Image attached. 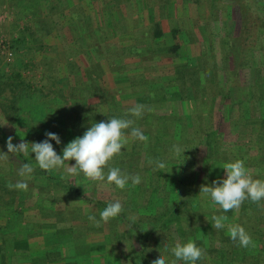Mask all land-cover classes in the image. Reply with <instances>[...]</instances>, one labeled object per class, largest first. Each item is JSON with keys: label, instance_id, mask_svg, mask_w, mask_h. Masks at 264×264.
I'll return each mask as SVG.
<instances>
[{"label": "trees", "instance_id": "trees-1", "mask_svg": "<svg viewBox=\"0 0 264 264\" xmlns=\"http://www.w3.org/2000/svg\"><path fill=\"white\" fill-rule=\"evenodd\" d=\"M1 5L12 10L18 28L7 42L16 63L0 62V154H8L0 161L1 264L9 241L21 242L17 236L34 239L39 229L44 236L42 227L65 228L69 218L90 229L95 224L89 215L100 220V212L117 200L124 211L109 222L124 230L120 245L114 246L110 232L94 235L108 246L101 250L106 264H152L159 254L170 264L171 248L189 240L206 251L196 264H264V200H245L238 211L224 212L200 195L202 185L226 179L220 162L243 160L253 179L264 180V0H0ZM136 104L152 111L133 117L129 109ZM113 117L133 119L148 137L141 142L129 134L113 162L139 174V185L121 190L94 182L85 194L57 170L39 168L31 143L43 142L45 133L60 137L61 144L50 142L63 156V148L92 124ZM9 136L14 145L29 143V155L8 153ZM174 146L184 153L176 154ZM235 152L241 154L236 160ZM157 160L165 169L156 168ZM25 163L35 169L26 181L29 193L9 189L25 179L18 175ZM132 189L138 197L129 200ZM61 192L67 197L60 198ZM213 215L228 216L225 228L213 227ZM237 224L254 248L230 239L227 226Z\"/></svg>", "mask_w": 264, "mask_h": 264}, {"label": "clouds", "instance_id": "clouds-1", "mask_svg": "<svg viewBox=\"0 0 264 264\" xmlns=\"http://www.w3.org/2000/svg\"><path fill=\"white\" fill-rule=\"evenodd\" d=\"M145 111H152L146 105L136 104L129 109L131 116L142 118ZM135 121L128 118H110L107 122L94 123L84 133L82 137H77L63 148V156L59 155L50 142L54 140L56 144H61L60 137L52 132L45 133L47 139L43 142L31 143V153H35V161L42 170H63L67 175H83L94 182H107L109 185H115L124 190L131 183L132 187L139 185L141 177L139 174L130 175L121 168L113 166L114 158L122 155V149H125L129 143V134L132 138L141 142H147L148 137L144 135L139 127H135ZM130 130V133H129ZM8 153H23L29 155V143L21 142L18 145L13 144V137L7 139ZM176 154H182L185 150L179 146H174ZM8 154H0V161H7ZM75 161L74 166H70L69 161ZM151 163V162H150ZM156 168L163 170L166 167L164 162L154 161ZM226 172V179H217L213 182L215 186H201L200 195L210 196L214 205H218L224 212L238 211L245 200H251L253 203H259L264 200V180L253 179L250 172L246 169L243 160L225 163L222 167ZM34 168L30 163H25L19 169L18 175L24 177V180L15 185L9 184V189H17L27 192V179H31ZM107 170V171H105ZM86 194V190H85ZM124 211L123 205L119 200L108 203L100 212V220L95 215H89L88 219L97 227L100 221L104 223L118 217ZM130 219H135L131 217ZM228 220L226 215H213V227L217 230L225 228V222ZM228 235L234 243L240 247H255L251 235L241 225H228ZM169 251L165 245V252ZM171 253L175 259L170 264H177L183 261L185 264H196L197 261L206 257L204 248L198 247L195 241L189 240L181 244L177 242L171 248ZM152 264H169L166 255H160Z\"/></svg>", "mask_w": 264, "mask_h": 264}, {"label": "crops", "instance_id": "crops-1", "mask_svg": "<svg viewBox=\"0 0 264 264\" xmlns=\"http://www.w3.org/2000/svg\"><path fill=\"white\" fill-rule=\"evenodd\" d=\"M42 228L46 231L44 236L39 229V235L34 239L25 233L16 237L21 242L9 241L2 264H106L101 250H106L107 244L92 241L93 238H88V231L82 242L75 227L60 228L52 224ZM119 245V242L114 244L116 248Z\"/></svg>", "mask_w": 264, "mask_h": 264}, {"label": "rangeland", "instance_id": "rangeland-1", "mask_svg": "<svg viewBox=\"0 0 264 264\" xmlns=\"http://www.w3.org/2000/svg\"><path fill=\"white\" fill-rule=\"evenodd\" d=\"M13 21H14V16L12 14V10L9 9V6L1 5L0 6V53H1L0 54L1 55L0 62L3 65L5 64L6 66H8L10 64L13 65L14 63H16L15 56H14V58L11 57V60H8L9 59L8 54L9 53L12 54V52L8 50L7 42H10L11 39L13 38V36H17V34H18L17 33L18 28L13 23ZM244 92H245L244 90H236V93H237L238 97H242V93H243V98L247 99L248 97L246 96V92H245V97H244ZM263 92H264V87H262V89H261V94ZM216 103H218V102H216ZM211 107H212V105H211ZM216 108L217 109L214 110V113H213L215 118H216L215 112H217L219 106L217 105ZM225 116H226V119H229L228 114H226ZM225 122L226 123L229 122L228 124L232 123V125H233V124H237L235 122H241V121L237 120L235 122H230V121H226L225 120ZM231 154H232L231 158L233 156H235L234 157L235 160L238 159L239 156H241V154H239L237 152H235L234 154L233 153H231ZM68 163L70 164V166H74L75 165V161H69ZM221 165H223V163L221 164V162H220V164H219L220 170H221L220 171V173H221L220 175L222 176V178H224L226 176V172H225V170L223 168H221ZM58 172L63 174V175H65L68 179H72L73 183L75 184V186L80 188L83 191L86 190V188H89V189L92 190L93 187H95L94 185H95L96 182L94 183V181H91V180L87 179L83 175V173H79L77 175L72 176V175H67L66 173L63 172V170H59ZM36 183L39 184V185H42L41 181H39V180H36ZM27 193H29V192H27ZM128 195H129L128 196L129 200L137 199V197H138L133 189L128 192ZM58 196L60 198H62V197L66 198L67 197L62 192L59 193ZM123 205H124V203H123ZM99 219H100V214H99ZM66 222L68 224L67 227H72L71 226L72 224L76 225L75 228H77L79 230V235H77V236H78V238L81 239L82 242H84V237L86 238V235H87L86 231H88V234L90 232V235L88 236V238L89 237L93 238L92 241L95 239L94 235L97 234V233L98 234H100V233H105L106 234L108 232L112 233L111 235H112V239L114 240L113 241L114 244L117 243L118 239L120 240V237H123L122 235H123L124 230L120 231L119 227H118V229L115 228V227H110V222L104 223L103 221H100V226L99 227L94 225V226L90 227V229H88V227H87L88 223L85 222V221H82V222L72 221V219L69 218V219L66 220ZM83 223H85L84 226H83Z\"/></svg>", "mask_w": 264, "mask_h": 264}, {"label": "built area", "instance_id": "built-area-1", "mask_svg": "<svg viewBox=\"0 0 264 264\" xmlns=\"http://www.w3.org/2000/svg\"><path fill=\"white\" fill-rule=\"evenodd\" d=\"M8 57H9V59H8V60H11L12 54H11V53H9V54H8Z\"/></svg>", "mask_w": 264, "mask_h": 264}]
</instances>
